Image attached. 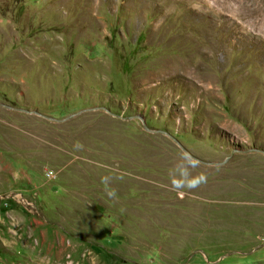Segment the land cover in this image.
Here are the masks:
<instances>
[{"label": "rangeland", "instance_id": "1", "mask_svg": "<svg viewBox=\"0 0 264 264\" xmlns=\"http://www.w3.org/2000/svg\"><path fill=\"white\" fill-rule=\"evenodd\" d=\"M0 264H264V0H0Z\"/></svg>", "mask_w": 264, "mask_h": 264}, {"label": "water", "instance_id": "2", "mask_svg": "<svg viewBox=\"0 0 264 264\" xmlns=\"http://www.w3.org/2000/svg\"><path fill=\"white\" fill-rule=\"evenodd\" d=\"M190 155V154H189ZM192 157V156H191ZM192 158H194V157H192ZM195 160H197L196 158H194Z\"/></svg>", "mask_w": 264, "mask_h": 264}]
</instances>
